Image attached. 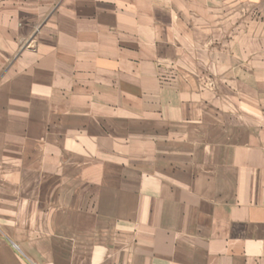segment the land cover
<instances>
[{
    "label": "crops",
    "instance_id": "0c3cea01",
    "mask_svg": "<svg viewBox=\"0 0 264 264\" xmlns=\"http://www.w3.org/2000/svg\"><path fill=\"white\" fill-rule=\"evenodd\" d=\"M79 226L87 264H264V0H0V264Z\"/></svg>",
    "mask_w": 264,
    "mask_h": 264
},
{
    "label": "rangeland",
    "instance_id": "374dc122",
    "mask_svg": "<svg viewBox=\"0 0 264 264\" xmlns=\"http://www.w3.org/2000/svg\"><path fill=\"white\" fill-rule=\"evenodd\" d=\"M182 63L181 57H175L173 58L170 62H164L161 63L159 68V73H158V80L161 83H166V84H174L176 85L177 82L180 83V81L182 80V76L183 74L181 72H177L176 70V65H180ZM198 63V58L196 56H191L188 59V64L189 65H194ZM191 77H193V79L197 82L198 81V73H192L190 72L189 74ZM202 75H205V79H201V77H199V80L201 82H205L207 85L213 87L214 86V81H213V75L212 74H208V73H203ZM204 84V83H203ZM155 106H142V110L143 111H150L152 108ZM167 106H158V111H162V109L166 110ZM62 244L63 247L62 249H58V250H50L52 253L53 252H57L59 251L61 253V261L62 264H87V258L89 257V255L91 254H95L96 253V249L92 248V244L93 241H99L101 240V234H97V233H87L84 231V229L82 227L79 226V231L77 234L74 235V237L72 236L74 241H77V246L75 245V243H73V240L70 243V238L68 237L67 234H62ZM67 237V238H66ZM67 242V243H65ZM67 244V246L65 245ZM72 244V245H71ZM23 251V253L26 255V257L28 259H30L33 263H36V260L40 257L41 258V254L43 253L44 250L40 251L37 249H29V250H20ZM109 250H107V253L109 254ZM107 256V255H106ZM108 257V256H107ZM106 257V259H107ZM102 258L99 257V263L101 262ZM116 262V259L114 260ZM117 264V263H114Z\"/></svg>",
    "mask_w": 264,
    "mask_h": 264
}]
</instances>
